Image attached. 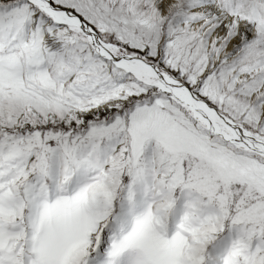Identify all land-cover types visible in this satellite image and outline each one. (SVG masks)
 Returning <instances> with one entry per match:
<instances>
[{
  "label": "snow or ice",
  "instance_id": "obj_1",
  "mask_svg": "<svg viewBox=\"0 0 264 264\" xmlns=\"http://www.w3.org/2000/svg\"><path fill=\"white\" fill-rule=\"evenodd\" d=\"M0 264H264V0H0Z\"/></svg>",
  "mask_w": 264,
  "mask_h": 264
}]
</instances>
